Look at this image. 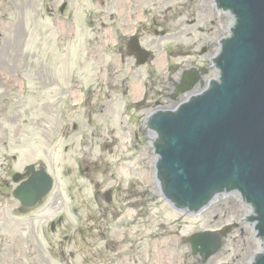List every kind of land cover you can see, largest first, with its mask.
Here are the masks:
<instances>
[{
	"label": "rangeland",
	"instance_id": "1",
	"mask_svg": "<svg viewBox=\"0 0 264 264\" xmlns=\"http://www.w3.org/2000/svg\"><path fill=\"white\" fill-rule=\"evenodd\" d=\"M88 3L0 0V264H145L148 259L147 264H159L165 256L169 261L160 264H175L178 255L193 260L189 244L183 241L185 235L219 229L229 223L235 227L210 264H248L258 250V240L248 223H242L246 210L238 197L224 194L196 215L175 211L160 197L153 181V147L150 136L140 129V116L146 111L128 109L125 104H129L126 98L130 95L122 97L121 89L111 92L108 86L112 75L117 71L125 75L127 66L132 65L130 59L123 63L114 60L115 56L105 47L111 40V31L124 26L121 15L125 19L128 11L138 14L141 7L148 8L147 20L157 18L154 0H103L97 6L101 15L96 18L104 22L102 29L89 27ZM202 7L214 17L213 24L198 10ZM177 9L172 7L171 12ZM184 14L181 21L173 24L182 26L181 36L169 43L168 36L143 37L158 57L159 66L150 67L163 77L159 63L163 50H157L160 44L163 43V49L193 47L197 53L202 45L209 44V51L198 56L206 61L215 52L210 40L215 38L216 29L227 26L226 18L214 12L211 0H189ZM94 24L93 21L91 25ZM132 69L127 85H138V79H145L150 72L145 71V66ZM120 80L115 76L111 84L118 87ZM110 92L112 98H106L105 94ZM29 163L43 164L55 183L35 208L21 211L10 193L14 185L11 183V189L5 190L3 186L12 182L10 172ZM107 190H111L112 197L109 206L104 196ZM133 190L149 201L151 213L147 225L138 226L135 221V230L126 237H134L139 247L125 257L130 244L125 241L116 251L90 259L86 253H80L79 242L74 247V242L66 237L57 250L79 253L70 263L62 262L55 248L57 236L49 232L50 222L63 216L62 223L93 225L95 218L107 212V206L112 211L111 216H105L108 222H125L130 211L125 196ZM72 207L79 208L82 220L73 216ZM146 212L144 207L139 215ZM150 233L164 235L163 257H157L163 245L150 241ZM94 238L97 241L89 242L93 247L82 246V251L102 250L100 236ZM16 246L31 253L18 255ZM147 247L149 256L145 258L142 251Z\"/></svg>",
	"mask_w": 264,
	"mask_h": 264
},
{
	"label": "water",
	"instance_id": "2",
	"mask_svg": "<svg viewBox=\"0 0 264 264\" xmlns=\"http://www.w3.org/2000/svg\"><path fill=\"white\" fill-rule=\"evenodd\" d=\"M217 2L235 16L215 58L219 80L176 111L155 113L148 125L158 133L157 166L169 198L197 209L236 188L254 206L264 236V0ZM50 185L41 169L13 194L31 206ZM254 264H264V253Z\"/></svg>",
	"mask_w": 264,
	"mask_h": 264
},
{
	"label": "flooded vegetation",
	"instance_id": "3",
	"mask_svg": "<svg viewBox=\"0 0 264 264\" xmlns=\"http://www.w3.org/2000/svg\"><path fill=\"white\" fill-rule=\"evenodd\" d=\"M161 28H163V27H161ZM162 31H164V30H162ZM177 31H179V30H177ZM133 33H135L138 36V38H140V35H139V33L137 31H133ZM141 34H143V30H142ZM119 38L120 39H124V41L121 42V44L124 45V46H121V44H120L116 48L117 52L120 54V53L126 52L127 38L125 39L123 37V35H121ZM204 49L206 50V48H204ZM149 64H150V62H148V65ZM185 64L186 63H174V65L171 67V69L174 72L176 71L177 75L176 74H175V76L170 75L169 78L167 79V81L165 83H163L165 86L163 84H161V83L151 82L148 85V87H147L148 88V92L145 93L144 101L142 102V104L144 106H146L145 102L147 101V98H168L169 96H171L167 84L171 82L173 84V86L175 85V83H176L175 81L177 80L178 77L180 78L181 71H182V69L185 68V67H183V66H185ZM186 67H198V66H194L193 63H190ZM202 85L203 84H200V86H202ZM172 90H173V87H172ZM172 90H171V93H172ZM156 103H158V101ZM150 105L151 104L149 103L147 106H150Z\"/></svg>",
	"mask_w": 264,
	"mask_h": 264
},
{
	"label": "bare ground",
	"instance_id": "4",
	"mask_svg": "<svg viewBox=\"0 0 264 264\" xmlns=\"http://www.w3.org/2000/svg\"><path fill=\"white\" fill-rule=\"evenodd\" d=\"M151 135H153V134H151ZM155 158H156V156H154V159H155ZM154 159H153V160H154ZM233 194H234V193H233ZM234 195H236V193H235ZM236 196H237V195H236ZM18 255H20V254H18Z\"/></svg>",
	"mask_w": 264,
	"mask_h": 264
}]
</instances>
